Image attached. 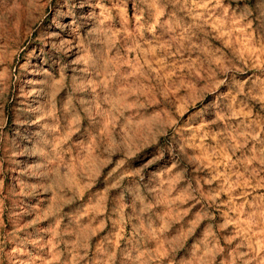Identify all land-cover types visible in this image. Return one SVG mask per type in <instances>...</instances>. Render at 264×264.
I'll use <instances>...</instances> for the list:
<instances>
[{
	"label": "rangeland",
	"instance_id": "rangeland-1",
	"mask_svg": "<svg viewBox=\"0 0 264 264\" xmlns=\"http://www.w3.org/2000/svg\"><path fill=\"white\" fill-rule=\"evenodd\" d=\"M0 264H264V0H0Z\"/></svg>",
	"mask_w": 264,
	"mask_h": 264
}]
</instances>
